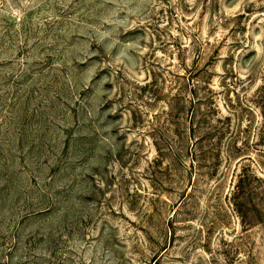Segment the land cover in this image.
<instances>
[{"label": "rangeland", "instance_id": "1", "mask_svg": "<svg viewBox=\"0 0 264 264\" xmlns=\"http://www.w3.org/2000/svg\"><path fill=\"white\" fill-rule=\"evenodd\" d=\"M0 264H264V0H0Z\"/></svg>", "mask_w": 264, "mask_h": 264}]
</instances>
